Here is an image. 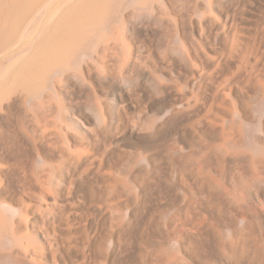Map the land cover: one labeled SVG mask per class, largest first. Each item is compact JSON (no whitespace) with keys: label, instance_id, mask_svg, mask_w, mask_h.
I'll return each instance as SVG.
<instances>
[{"label":"bare ground","instance_id":"1","mask_svg":"<svg viewBox=\"0 0 264 264\" xmlns=\"http://www.w3.org/2000/svg\"><path fill=\"white\" fill-rule=\"evenodd\" d=\"M141 34L162 54L143 61ZM10 120L60 145L27 198L0 192V264H70L86 191L98 231L78 264H264V0H0ZM17 147L0 136V185Z\"/></svg>","mask_w":264,"mask_h":264},{"label":"rangeland","instance_id":"2","mask_svg":"<svg viewBox=\"0 0 264 264\" xmlns=\"http://www.w3.org/2000/svg\"><path fill=\"white\" fill-rule=\"evenodd\" d=\"M142 35V36H141ZM137 37V42L138 44H141L143 46V61L146 60V62L154 59L156 57V55H161L162 54V49H160L161 47L158 46V38L155 37H151V36H147L145 34H141ZM141 39V40H140ZM150 40V41H149ZM155 40V41H154ZM157 40V41H156ZM154 41V42H153ZM155 44V46L153 45ZM157 45V46H156ZM158 47V48H157ZM158 49V51H157ZM146 50V51H145ZM161 50V51H160ZM152 52V53H151ZM155 53V54H154ZM157 53V54H156ZM145 56V57H144ZM152 57V58H150ZM154 57V58H153ZM180 70V69H179ZM184 69H181L178 72L185 73ZM107 100L109 102H112L113 96L112 95H107ZM111 99V100H109ZM19 101V102H18ZM22 106V101L21 100H17L16 102L13 103L12 108L13 109H17L20 108ZM139 111L138 110H132L130 113V119L132 121H136L138 120L139 117ZM151 114V113H150ZM150 116V115H149ZM13 121V120H12ZM11 120L6 124V127H1L0 126V136L7 142H14L18 148V153H16V157H17V171H15L14 173V181L12 182V184H10L9 186L6 183H2L0 185V189L2 188V190H0V192L2 193L3 196H9V197H13V196H17L22 192L23 195H25V198H27L28 192H30L29 190V186L33 185L35 183V181L38 178V173L40 171H42L41 168V164L38 163L36 157L38 154L43 155L44 159L47 160V162H53V148L58 147L60 143L58 142L57 138L55 135L53 134H49L46 138L42 139L39 137H33V140H35V142H31L29 140V136L24 132L23 130V125L21 124V122L18 121H13ZM68 121V122H67ZM67 125L70 126L72 129H74L76 132L81 133V134H85L84 129H82L78 123V120L76 119L75 116H70L67 118ZM141 121V120H138ZM15 125H13V124ZM11 124V125H10ZM19 124V125H17ZM8 125V126H7ZM75 125V126H74ZM18 126V127H17ZM3 129L6 130L3 132ZM17 129V130H16ZM13 131V132H12ZM17 131V132H16ZM21 132V133H20ZM12 133V134H11ZM15 133V134H14ZM19 134V135H18ZM24 134V135H23ZM6 136V137H5ZM15 136V137H14ZM18 136V137H17ZM5 137V138H4ZM12 140V141H11ZM24 140V141H23ZM43 140V141H42ZM40 141V142H38ZM22 144H19V143ZM23 142H25L23 144ZM29 142V143H28ZM38 142V143H37ZM35 143V144H34ZM41 144V145H40ZM36 147H35V146ZM28 146V147H27ZM52 146V147H51ZM44 149V150H43ZM28 150V151H27ZM32 150V151H31ZM23 153V154H22ZM30 153V154H29ZM52 153V154H51ZM33 154V155H32ZM46 154V155H45ZM19 155V156H18ZM33 156V157H32ZM52 156V157H51ZM46 157V158H45ZM48 157V158H47ZM120 157V158H119ZM20 158V159H19ZM25 158V159H24ZM33 158V159H32ZM114 158L115 160L118 162V166L117 167V171L119 170L120 166L122 165V163L127 159V155L125 154H120V153H115L114 154ZM26 160L22 162V160ZM125 159V160H124ZM122 160V161H121ZM121 161V162H120ZM29 162V163H28ZM33 162V163H32ZM21 163V164H20ZM23 163V164H22ZM120 164V165H119ZM20 169H19V167ZM22 167V168H21ZM32 168V169H31ZM34 168V169H33ZM24 169V170H23ZM26 170V171H25ZM22 171V172H20ZM28 172V175H27ZM48 173L45 175V177L52 183L55 184V182L59 185L61 184V181H57V179H55L51 173L49 171H47ZM25 174V175H24ZM31 174V175H30ZM23 176H25V178H23ZM40 176V174H39ZM28 177V178H27ZM33 177V178H32ZM35 177V178H34ZM21 178V179H20ZM27 179V180H26ZM33 179V180H31ZM35 179V181H34ZM17 180V181H16ZM22 181V182H21ZM24 182L26 185H24ZM32 183V184H31ZM37 183V181H36ZM4 184V185H3ZM24 186H23V185ZM29 184V185H28ZM91 184V188L93 189L92 191H95L96 187L98 185H100V183L97 182H92ZM15 185V186H14ZM21 185V187H20ZM28 185V186H27ZM95 185V186H94ZM4 187V188H3ZM7 187V188H6ZM16 190H15V189ZM24 188V189H23ZM26 188V189H25ZM126 188V187H125ZM14 189V190H13ZM21 189V190H20ZM127 189V188H126ZM4 190V191H3ZM7 190V191H6ZM27 190V191H26ZM15 191V192H14ZM19 191V192H18ZM13 192V193H12ZM6 193V194H5ZM15 193V194H14ZM11 194V195H10ZM93 193H89V191H86V193H84L85 199L83 202V206L85 205V207H83V212L86 214L84 215V217L79 220L78 224L74 227L70 228V234H69V238L67 240L68 242V246L72 247V252L73 254L70 256V264H78L81 263L83 260V256L81 255L82 253H87L90 250H92L94 247L93 242L91 241V237L93 236V234H95L98 231V227L96 225L93 226V228L89 229H85L86 226V220L88 218H92V211H91V201L93 199L92 197ZM88 198V200H87ZM91 199V201H89ZM26 202H28V200L25 199ZM55 200H50L51 205H55L56 201L53 202ZM54 203V204H53ZM85 208V209H84ZM89 209V210H88ZM86 211V212H85ZM87 217V218H86ZM93 219V218H92ZM96 219V220H95ZM84 221V222H83ZM94 222H98L97 218H94ZM81 226V227H80ZM81 229H78V228ZM77 228V229H76ZM83 228V229H82ZM89 229V230H88ZM73 230V231H72ZM87 231V232H86ZM81 232L84 233L81 235ZM72 233V234H71ZM90 233V234H89ZM32 238L30 240V243L32 244L34 250L38 253L45 252V250L47 249L46 247H48V243H49V239L46 235H41L38 234L37 231H32ZM81 235V237H80ZM89 235L90 238H89ZM80 238H79V237ZM78 238V239H77ZM90 240H89V239ZM72 239V240H71ZM74 239V241H73ZM76 239V240H75ZM81 239V240H80ZM48 240V241H47ZM89 240V241H88ZM72 245H71V244ZM91 243V244H89ZM88 244L90 246H88ZM74 246V247H73ZM88 247V249H87ZM91 247V248H90ZM45 248V249H44ZM76 248V249H75ZM87 250V251H86ZM81 251V252H80ZM83 251V252H82ZM41 252V253H42ZM75 252V253H74ZM79 258V259H78ZM45 264H52V263H45Z\"/></svg>","mask_w":264,"mask_h":264}]
</instances>
